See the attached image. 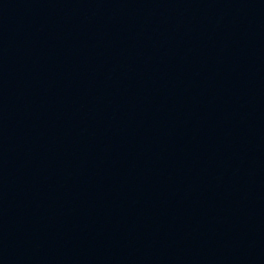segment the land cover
<instances>
[{
	"label": "water",
	"instance_id": "95a60500",
	"mask_svg": "<svg viewBox=\"0 0 264 264\" xmlns=\"http://www.w3.org/2000/svg\"><path fill=\"white\" fill-rule=\"evenodd\" d=\"M0 264H264V0H0Z\"/></svg>",
	"mask_w": 264,
	"mask_h": 264
}]
</instances>
